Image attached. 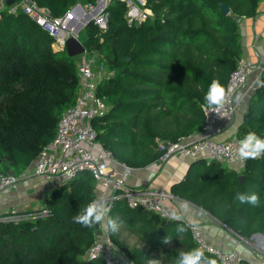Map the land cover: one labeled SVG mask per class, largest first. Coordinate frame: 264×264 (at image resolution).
<instances>
[{"label":"trees","instance_id":"1","mask_svg":"<svg viewBox=\"0 0 264 264\" xmlns=\"http://www.w3.org/2000/svg\"><path fill=\"white\" fill-rule=\"evenodd\" d=\"M53 18L75 4L96 0H32ZM264 0H144L146 15L131 21L124 3L108 0L104 28L90 20L80 39L95 52L107 74L97 85L107 110L93 120L96 142L118 163L130 168L158 161V142L178 141L201 129L204 96L213 80L224 87L241 60L240 21L255 15ZM223 3L233 17L224 15ZM238 19V20H236ZM53 40L28 16L4 6L0 13V172L21 175L51 140L60 114L74 102L77 91L75 58L52 48ZM249 131L264 139V68L247 98L237 137ZM247 159L237 173L220 166L210 205L212 216L243 239L264 235V159ZM203 161H197L200 163ZM210 161L208 165H217ZM94 179L88 172L52 187L45 200V217L37 214L17 223H0V264H102L86 252L96 237L73 223V216L96 199ZM238 193H256L258 205L241 204ZM203 207V206H202ZM109 216L124 214L123 225L135 231L132 215H144L150 228L138 229L147 248L168 249L170 264L180 252L194 248L184 225L166 222L114 199ZM154 225V226H152ZM178 228H184L178 232ZM109 235L132 264L152 260L150 249L125 248ZM136 232V231H135ZM182 234V236H181ZM181 236V238H180ZM168 238L170 243L165 244ZM180 238V239H178ZM208 259L214 257L204 254ZM216 261V260H215ZM216 264L217 261H216ZM237 264H250L240 258Z\"/></svg>","mask_w":264,"mask_h":264},{"label":"built area","instance_id":"2","mask_svg":"<svg viewBox=\"0 0 264 264\" xmlns=\"http://www.w3.org/2000/svg\"><path fill=\"white\" fill-rule=\"evenodd\" d=\"M120 1L128 6L125 17L129 23L139 22L146 16V13L142 12V9H145L144 0H139L141 10L137 9L131 0ZM4 6L5 0H0V13ZM17 6L52 38L53 48L63 49L66 39L73 36L72 29H64L60 25L64 15L53 18L46 8L36 6L32 0H16L8 7L14 11ZM81 7L80 12L84 14L85 11L91 10L93 5H81ZM103 9L100 8V11ZM67 12L68 10L65 14ZM99 14L91 17L97 18ZM104 26L105 19L102 20L101 28ZM97 61V54L89 53L85 49L79 54L78 60H75L77 91L74 102L60 114L53 137L35 156L28 175L41 180L54 181L59 185L72 181L81 172H88L101 187L111 190V195L106 197L109 209L112 200L121 199L128 208L151 212L166 222L181 223L187 230L195 249L199 248L204 254L214 257L218 264H237L240 259L237 251L226 250L210 243L198 224L185 222L179 212L164 204L163 200L167 196L165 193L153 189L134 190L126 186V178L131 168L115 161L111 152L96 142L93 120L107 110L105 100L97 95L98 82L107 71L104 70L103 64ZM262 68L260 65L240 60L227 79L226 102L222 109L213 112L206 106L202 107L203 134L197 138L189 136L178 141L158 142L157 148L161 153L158 161L164 162L170 157L179 156L191 160L214 161L228 169L242 171L246 160L240 159L238 145L233 140L216 141L213 137L221 133L223 123L232 118L236 107L235 93L246 86L250 76L254 77L251 85L253 89ZM24 177L25 174L16 176L0 172V194L8 188H14ZM34 214L45 217L47 210L43 207L27 212L11 209L0 213V223H17L23 219L33 218ZM97 228L98 232L86 252V257L101 259L102 264H122L117 257V249L109 232L100 225Z\"/></svg>","mask_w":264,"mask_h":264},{"label":"crops","instance_id":"3","mask_svg":"<svg viewBox=\"0 0 264 264\" xmlns=\"http://www.w3.org/2000/svg\"><path fill=\"white\" fill-rule=\"evenodd\" d=\"M71 6L67 9V15L60 20V25L64 29H72V32L76 31L77 25L83 23L86 17L99 14L101 8L97 0L93 4V8L85 11L84 14ZM239 27L241 61L260 65L264 68V1L258 4L254 16L241 19ZM80 36V33L77 32L76 38L79 41ZM253 78L250 76L246 86L235 93V102L237 96H241L242 99L240 103L236 102L232 118L223 123L221 133L215 135L214 140H233L238 145L239 140L243 138L237 137V127L241 123L246 109ZM202 134L200 129L191 137L197 138ZM197 161L201 160L173 156L164 162L154 161L143 167L131 168L126 178V186L134 190L153 189L165 193L167 196L163 200L164 204L179 212L185 222L198 224L210 243L226 250L237 251L240 258L247 260L250 264H264V235L263 237L243 239L205 210L204 206L210 205L212 190L217 185L216 168L221 165L213 166L208 165L210 162L197 163ZM31 165L32 163L21 173L23 176L25 174V177L14 188H8L0 194V213L11 209L27 212L44 206V200L52 186L42 185L46 187L41 188L39 184L40 182L51 184V181L28 175ZM230 170L241 175L238 169ZM94 184L96 198L102 194L105 197L111 195V190L101 187L95 180ZM123 215L116 219L118 225L116 234L120 230L122 232L127 231L123 225ZM145 218L144 215H132L130 223L139 230L150 228V224L144 220ZM123 262L124 264H132L127 258L123 259Z\"/></svg>","mask_w":264,"mask_h":264},{"label":"clouds","instance_id":"4","mask_svg":"<svg viewBox=\"0 0 264 264\" xmlns=\"http://www.w3.org/2000/svg\"><path fill=\"white\" fill-rule=\"evenodd\" d=\"M226 89L218 81L213 80L204 96L205 105L213 112H219L226 102ZM242 97L237 96L236 102L240 103ZM238 155L240 159H256L264 155V139L260 138L255 132L249 131L238 142ZM103 192V189H101ZM236 199L241 203L258 205L259 197L256 193H238ZM109 208L106 204V197L102 194L98 198L89 202L73 216V223L82 225L86 228H93L100 225L106 232L115 233L118 230L116 221L109 216ZM184 228H178V232H183ZM164 243H170L166 238ZM177 264H216L215 260L204 256L201 249L196 248L187 252H180L177 258Z\"/></svg>","mask_w":264,"mask_h":264},{"label":"rangeland","instance_id":"5","mask_svg":"<svg viewBox=\"0 0 264 264\" xmlns=\"http://www.w3.org/2000/svg\"><path fill=\"white\" fill-rule=\"evenodd\" d=\"M122 1H124V0H122ZM107 3H108V0L105 1L104 7L106 6ZM131 3H133V5L137 9H140V10L142 9V6H141L139 0H131ZM124 7H125L124 15L126 16L127 15L128 6H127V4H125V2H124ZM83 9H84V7H83ZM103 10H101L102 12L100 11V14L98 16H96L97 18L93 19L91 16H88V17H91L94 20V23L97 25V27H100V28H101V25H102V20L105 19V17H106V14L103 12ZM14 11L22 13L20 7H18V6L14 9ZM142 12L144 14L146 13V15H150L149 12L146 9H142ZM84 26L85 25L82 24L80 27H76L77 29H75L76 32L80 33L81 37L83 36V28H84ZM73 58H75V60H78L79 55H76ZM51 184L48 183V182H40L39 186L41 188L42 187H46V186H48V187L57 186V184L54 181L53 182L51 181ZM42 185H46V186H42ZM131 225L133 226L132 223H131ZM121 226H122V224H121ZM133 228L135 229L136 232L133 231V230H131L132 232L128 231V230L125 231V232H122L120 230L119 233L114 236L116 241L118 243L122 244L125 248H129V247H133V246L138 245L139 247H141L143 249H150L152 260L148 261L147 264H170V262L167 259L166 251L168 249H176V247L173 244H169L167 246H164V248H147L149 245L144 243L140 233H137V231H138L137 227L133 226ZM181 236H182V234H181ZM181 236H180V238H181ZM180 238H178V239H180ZM116 249H117V257H119L121 263L124 264L122 262V260L125 259L126 257L122 254V251L120 249H118V248H116Z\"/></svg>","mask_w":264,"mask_h":264},{"label":"water","instance_id":"6","mask_svg":"<svg viewBox=\"0 0 264 264\" xmlns=\"http://www.w3.org/2000/svg\"><path fill=\"white\" fill-rule=\"evenodd\" d=\"M14 1H16V0H5V5L9 6ZM97 1L99 3L100 7L103 9L106 0H97ZM219 7H220V9H221V11H222V13L224 15H228L229 17H233V15L229 12V8L226 5L221 3ZM73 9H77L79 11H82V7H81V5L79 3H76L75 5H73ZM66 15H67V13L64 14V17ZM91 19H92L91 17H86L82 24L86 25ZM236 20H238V19H236ZM105 22H106V18H105ZM82 24L79 23L77 27H80ZM75 29H77V28H75ZM76 33H77L76 31H73V36H69L66 39L63 49H55V50L56 51L64 50L65 53L67 54V56H69V57H74L76 55L81 54L83 52V50H84V47H83L82 43L76 38ZM263 159H264V156H263ZM237 179L239 181H241L242 180V175H238ZM250 237L251 238H253V237H263V235L254 234V235H251Z\"/></svg>","mask_w":264,"mask_h":264}]
</instances>
